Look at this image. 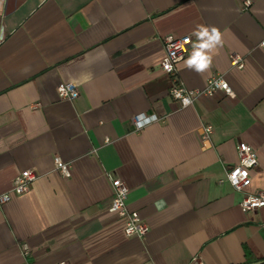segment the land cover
Returning a JSON list of instances; mask_svg holds the SVG:
<instances>
[{
  "label": "crops",
  "instance_id": "1",
  "mask_svg": "<svg viewBox=\"0 0 264 264\" xmlns=\"http://www.w3.org/2000/svg\"><path fill=\"white\" fill-rule=\"evenodd\" d=\"M197 25L221 37L200 71L186 63ZM0 36V195L23 172L38 176L0 205V264L264 261V208H240L243 195L264 192V0H0ZM186 36L180 82L200 90L221 74L233 97L215 92L187 108L169 97L163 39ZM63 83L76 85L75 101L58 98ZM141 114L162 120L134 131ZM239 143L259 162L243 193L225 179ZM113 178L149 228L143 240L109 212Z\"/></svg>",
  "mask_w": 264,
  "mask_h": 264
},
{
  "label": "built area",
  "instance_id": "2",
  "mask_svg": "<svg viewBox=\"0 0 264 264\" xmlns=\"http://www.w3.org/2000/svg\"><path fill=\"white\" fill-rule=\"evenodd\" d=\"M249 2H246V6ZM192 42L190 36L183 38L166 37L163 39V48L165 57L161 62L160 68L163 73L171 78V87L168 91L169 97L180 104L181 108H187L193 105L196 98L201 96H211L215 92H222L228 97H233L234 93L224 80L221 74L212 75L205 84V87L200 90H189L178 79L177 66L182 62L189 52ZM264 49V41L259 45ZM231 64L234 68L243 69V58L240 56H233ZM64 91L57 90V95L63 101H75L79 92L75 84L63 83ZM35 105L34 107H37ZM162 119L156 116L147 117L143 114L134 116L130 120V126L134 131H141L146 126L161 121ZM213 134V128L210 125H204L201 128L200 139L202 142H207ZM238 164L232 167L226 173V181L233 188L235 192L243 193L245 187L250 182V171L258 167V157L256 151L247 144L239 143L237 145ZM54 170L58 172L63 178H70V165L63 162L59 157H55ZM38 178L37 174L32 170H27L15 178L12 183V188L9 192L0 195V205L6 204L12 200L13 196H21L27 193L31 184ZM113 198L109 212L116 215L124 221V233L128 238H137L143 240L147 235L149 228L141 220L139 214L135 211H130L127 207V198L129 189L126 184L119 179H111ZM240 208L244 213L253 212L260 208H264V192H257L254 194H245L240 202ZM24 255L28 254V247H22ZM191 264H202L197 258H194Z\"/></svg>",
  "mask_w": 264,
  "mask_h": 264
},
{
  "label": "clouds",
  "instance_id": "3",
  "mask_svg": "<svg viewBox=\"0 0 264 264\" xmlns=\"http://www.w3.org/2000/svg\"><path fill=\"white\" fill-rule=\"evenodd\" d=\"M193 35L197 37L198 43L193 45V53L186 63L189 67L194 66L196 71H200L211 65L212 56L208 53L221 44V37L217 28L201 25H197ZM0 39H2V36H0ZM205 49H211V51L205 52ZM57 90L63 92L64 86L61 85Z\"/></svg>",
  "mask_w": 264,
  "mask_h": 264
},
{
  "label": "water",
  "instance_id": "4",
  "mask_svg": "<svg viewBox=\"0 0 264 264\" xmlns=\"http://www.w3.org/2000/svg\"><path fill=\"white\" fill-rule=\"evenodd\" d=\"M255 264H264V261H261V262H257Z\"/></svg>",
  "mask_w": 264,
  "mask_h": 264
}]
</instances>
